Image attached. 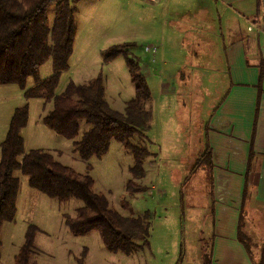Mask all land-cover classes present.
<instances>
[{
	"label": "rangeland",
	"instance_id": "obj_1",
	"mask_svg": "<svg viewBox=\"0 0 264 264\" xmlns=\"http://www.w3.org/2000/svg\"><path fill=\"white\" fill-rule=\"evenodd\" d=\"M153 5L148 0L77 2V35L69 62L70 71L63 74L58 93H63L70 82L86 84L102 73L105 79L106 100L114 110L122 112L128 100L135 95L126 59L121 55L111 63L104 62L110 48L120 44H130L121 48L122 53L128 52L143 64L148 63V84L156 88L158 78H155L153 73L154 65L157 64L152 63V55L155 53H146L144 50L145 43L155 47L160 44L158 40H152L150 37L145 39V36L152 35L158 21V18L154 19ZM55 13L56 5H53L47 14L51 26ZM190 45L191 50L203 48L201 40ZM159 63H162V59ZM175 67L176 65L170 64V74H176ZM52 74V61L49 60L40 68L39 79L46 80ZM182 74L181 79L178 77L177 97L179 101H187L179 115L184 123L187 122L188 128L185 125V129L178 136L174 123L167 124L164 121L160 145L162 150L167 151L174 149V143L178 141L180 149L184 151L185 148L188 153V160L172 171L174 179L170 181L172 185L179 181L184 183L183 186L180 183L177 187L184 192L183 201L182 198L178 199L176 189L162 201L155 197V191L158 184H162V178L161 167L157 166L153 156L146 160L147 176L139 182L146 186L148 191L142 194H128L125 186L131 178L129 169L134 165V159L121 143L112 142L110 150L102 158L82 160L75 151L73 141L59 136L43 123L52 103L42 99H25L27 90L37 84L34 78H29L25 90L14 84L0 85V160L1 144L7 136L14 111L28 104L29 122L23 131L27 151L40 149L50 152L62 164L82 174L91 175L96 182V192L104 194L111 207L122 215L142 216L150 213L152 217L149 246L144 247L142 242H139V248L131 256L114 254L104 247L98 231L84 237H75L65 225L64 215L75 216L76 210L82 206L81 202H59L51 199L30 188L26 178L16 173L21 181L18 212L14 222L5 223L2 227L0 264H14L15 257L24 243L26 230L31 224L40 229L34 251L38 264H77V259L83 253L86 255L85 264H207L213 226L210 167L208 160H204L200 163L199 171L193 173L192 168L205 150L204 126L207 111L214 104V89H202L196 73L191 76L189 71L184 70ZM80 124V133L90 127L85 122ZM132 142L137 146L152 149L151 142L147 139L136 137ZM173 165L174 161L168 162L170 168ZM196 178L199 180L194 184ZM254 218L256 226L264 224V220ZM251 219L248 214L243 215L242 222L246 229L253 224ZM259 236L263 237L264 232ZM197 249L206 252L204 257H195L193 252Z\"/></svg>",
	"mask_w": 264,
	"mask_h": 264
},
{
	"label": "trees",
	"instance_id": "obj_2",
	"mask_svg": "<svg viewBox=\"0 0 264 264\" xmlns=\"http://www.w3.org/2000/svg\"><path fill=\"white\" fill-rule=\"evenodd\" d=\"M79 1L0 0V85L14 84L25 90L29 78H34L37 84L27 90L25 99L52 103L43 123L59 136L73 141L82 160L102 158L114 141L123 144L134 159L125 190L130 195L145 193L148 188L139 182L146 178L145 163L153 154L147 147L133 144L132 140L139 137L149 141L146 134L153 119L149 107L152 92L141 71L140 59L128 52L122 53L121 48L130 44L113 46L104 59L105 63L121 55L126 59L135 95L122 112L114 110L106 100L102 73L86 84L70 82L63 93L57 94L63 74L70 71L77 35L75 4ZM53 5H56V13L51 26L47 14ZM49 60L53 74L41 80L39 70ZM28 122L29 105L16 108L1 144L0 234L4 224L14 222L17 216L21 181L16 173H20L30 188L51 199L81 202L75 216L64 215L65 225L75 237L98 231L109 252L126 256L139 248V242L144 247L149 246L150 213L124 216L111 207L104 194L96 192V182L91 175L62 164L50 152L26 151L23 131ZM81 122L90 127L80 133ZM39 231L36 225L28 226L14 264H38L34 251ZM1 245L0 237V248ZM85 259L83 253L77 264H85Z\"/></svg>",
	"mask_w": 264,
	"mask_h": 264
},
{
	"label": "crops",
	"instance_id": "obj_3",
	"mask_svg": "<svg viewBox=\"0 0 264 264\" xmlns=\"http://www.w3.org/2000/svg\"><path fill=\"white\" fill-rule=\"evenodd\" d=\"M152 3L158 21L145 39L160 44L158 48L145 43L144 50L146 46L156 49L152 63L157 64L153 74L158 81L156 88L149 84L153 119L146 134L153 159L161 167L162 184L155 197L162 201L176 189L183 201L184 192L177 187L184 183L172 185L170 181L172 171L188 160V153L180 149L178 141L174 149L162 150L161 131L164 121L174 123L178 136L185 125L188 128L179 115L187 101L177 97L178 77H183L184 70L191 76L196 73L202 89H214V104L204 126L205 150L192 168L193 173L199 171L204 160L210 167L213 226L207 264H264V236H259L264 224L256 226L254 218L264 220V0ZM199 40L202 49H189L190 43ZM141 64L147 79L149 65ZM170 64L176 65V74L169 73ZM169 161H174L171 168ZM244 214L254 221L248 229L242 222ZM193 253L202 258L206 252L197 249Z\"/></svg>",
	"mask_w": 264,
	"mask_h": 264
},
{
	"label": "built area",
	"instance_id": "obj_4",
	"mask_svg": "<svg viewBox=\"0 0 264 264\" xmlns=\"http://www.w3.org/2000/svg\"><path fill=\"white\" fill-rule=\"evenodd\" d=\"M148 1H150V2H157L159 0H148ZM249 30H252V28L250 27ZM261 31L264 32V26L261 28ZM145 51L147 53H155L156 49L152 48L151 46H146L145 47Z\"/></svg>",
	"mask_w": 264,
	"mask_h": 264
}]
</instances>
